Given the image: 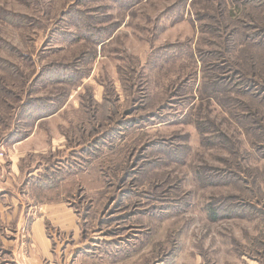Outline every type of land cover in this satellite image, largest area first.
<instances>
[{"label": "rangeland", "instance_id": "374dc122", "mask_svg": "<svg viewBox=\"0 0 264 264\" xmlns=\"http://www.w3.org/2000/svg\"><path fill=\"white\" fill-rule=\"evenodd\" d=\"M0 198V264H264V0H0Z\"/></svg>", "mask_w": 264, "mask_h": 264}, {"label": "crops", "instance_id": "0c3cea01", "mask_svg": "<svg viewBox=\"0 0 264 264\" xmlns=\"http://www.w3.org/2000/svg\"><path fill=\"white\" fill-rule=\"evenodd\" d=\"M9 193H11V192L9 191ZM23 197H25V196H23ZM23 197H19L18 200H17L16 205H15V203H13V206H17L18 204H23V203L27 202L26 198H23ZM1 206H2V202H1V198H0V208H1ZM18 210H19V206L17 207V211H15L17 214L19 212ZM61 212L62 211L58 210V209H51V210L48 211V214L45 215V217L47 219L51 220V221H52V218H53L54 221H58V222L59 221H63V222L65 221L66 222L67 218L65 216H63V215H65V214H63L64 212L63 213H61ZM45 217H44V219H45ZM34 225H35L34 227H35V232H36L37 237L41 238V241H44L43 233H42V228H43L42 221L41 220H37L36 222H34Z\"/></svg>", "mask_w": 264, "mask_h": 264}, {"label": "trees", "instance_id": "16d2710c", "mask_svg": "<svg viewBox=\"0 0 264 264\" xmlns=\"http://www.w3.org/2000/svg\"><path fill=\"white\" fill-rule=\"evenodd\" d=\"M214 214H212V216H213Z\"/></svg>", "mask_w": 264, "mask_h": 264}]
</instances>
